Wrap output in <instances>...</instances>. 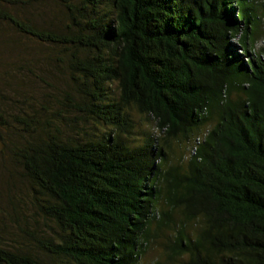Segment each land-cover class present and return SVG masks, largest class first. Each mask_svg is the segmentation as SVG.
Masks as SVG:
<instances>
[{
	"label": "trees",
	"instance_id": "trees-1",
	"mask_svg": "<svg viewBox=\"0 0 264 264\" xmlns=\"http://www.w3.org/2000/svg\"><path fill=\"white\" fill-rule=\"evenodd\" d=\"M59 1L62 29L0 0V28L52 45L70 81L11 148L50 231L0 264H139L166 229L156 264H264V0Z\"/></svg>",
	"mask_w": 264,
	"mask_h": 264
},
{
	"label": "rangeland",
	"instance_id": "rangeland-1",
	"mask_svg": "<svg viewBox=\"0 0 264 264\" xmlns=\"http://www.w3.org/2000/svg\"><path fill=\"white\" fill-rule=\"evenodd\" d=\"M19 13L26 19L33 20L42 26H53L62 29L67 23L64 7L59 0H41L31 6H25ZM52 47V49H51ZM53 46L40 44L36 40L20 34L8 24H1L0 28V245L4 247H21L30 243L25 239L22 229L48 232L50 229L39 220L32 202L31 188L22 175V170L12 159V147L21 144L24 139L20 118L25 117V111L31 104L42 101L43 94L51 92L54 86L64 90L70 85L69 77L64 73H57L51 67L48 56L53 54ZM38 60V61H37ZM39 62V63H38ZM38 63V64H37ZM28 68H34L40 76L46 77L51 84H45ZM44 68V69H42ZM51 70L54 72L52 78ZM139 120V116L135 115ZM145 124V121H142ZM145 127L149 130L151 124ZM143 126V125H141ZM27 136V133H26ZM141 138L143 135L137 134ZM193 140L175 143L172 161H180L193 151ZM14 143V144H13ZM37 227V228H36ZM156 230V222L153 225ZM161 233V232H160ZM173 231L166 229L163 236H156L143 254L139 264H156L163 260L164 244ZM29 245V244H28ZM31 245V244H30ZM166 264H185V257L168 261Z\"/></svg>",
	"mask_w": 264,
	"mask_h": 264
}]
</instances>
